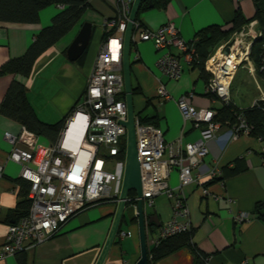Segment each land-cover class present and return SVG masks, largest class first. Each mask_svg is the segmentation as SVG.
<instances>
[{
	"label": "crops",
	"instance_id": "obj_1",
	"mask_svg": "<svg viewBox=\"0 0 264 264\" xmlns=\"http://www.w3.org/2000/svg\"><path fill=\"white\" fill-rule=\"evenodd\" d=\"M237 7L246 19H250L257 3L256 0H152L151 5L149 2L143 4L138 11L143 25L158 28L172 21L180 36L191 40L208 26L228 28ZM58 10L53 4L43 8L35 24L0 22V66L8 59L23 55ZM118 14L117 0H89V7L78 23L38 56L27 77L20 74L0 76V103L10 83L17 80L25 84L27 99L42 121L56 123L66 118L86 89L102 45L104 21L116 19ZM84 21L92 23L89 44L80 57L70 61L66 49ZM207 52L210 53L209 48ZM159 53L149 40L137 42L130 49L133 107L136 117L139 115L162 128L165 143L176 149L199 137L198 128L182 118L176 104L178 97L193 91L190 102L196 107L217 109L223 103L212 100L205 93L207 73L202 72L198 64L182 61L181 78L170 80L156 66ZM159 84L166 87L170 98L157 94ZM229 97L232 105L240 109L251 107L264 97V76L256 72L252 60L236 71ZM21 127L19 122L0 115V251L8 225L14 222L18 204L23 200L17 182L20 165L8 159L11 145L4 134H17ZM227 130L226 125L221 126L216 137L207 141L208 154L201 168L203 171L205 167L218 164L221 175L208 184L193 182L184 187L191 220L190 246L154 264H198L194 250L212 256V264H264V219L259 218L255 210L259 205L264 211V143L247 134L227 139ZM168 181L172 186L177 185L176 170L171 172ZM204 185L208 187V194L203 191ZM116 206V201L89 205L70 217L53 237L5 257L0 264H95L109 234ZM242 211L250 214L249 219L235 222L234 216ZM144 212L147 216L145 227L154 235L170 218L171 201L158 195L153 208H144ZM148 216L156 218L150 229ZM133 217L134 210L128 206L118 232L130 230L132 235L120 238L116 234L103 264H136L139 260V233Z\"/></svg>",
	"mask_w": 264,
	"mask_h": 264
},
{
	"label": "built area",
	"instance_id": "obj_2",
	"mask_svg": "<svg viewBox=\"0 0 264 264\" xmlns=\"http://www.w3.org/2000/svg\"><path fill=\"white\" fill-rule=\"evenodd\" d=\"M133 0H117L118 17L104 21L106 38L97 53L86 89L64 124L55 142L40 143V136L22 126L17 134L6 132L11 148L8 159L20 165L19 176L29 182L27 197L30 206L26 214L8 225L0 260L22 252L56 235L68 219L89 205L105 201H118L123 178L124 159L116 156L125 138L126 128L121 121L127 118V106L122 76L123 36ZM261 36L257 19L243 25L223 43L213 48L204 61L209 74L205 93L212 100L230 103L229 88L240 66L250 63L251 46ZM152 41L159 51L156 66L170 80L183 74L182 61L187 64L198 60L196 40H186L172 21L151 28L134 21L131 42ZM176 50V52L173 51ZM227 49V51H226ZM260 70H264L262 47ZM157 94L170 98L169 91L159 84ZM193 91L176 99L184 120H189L199 130L193 142L173 149L166 144L163 130L151 123H140L135 116L136 149L140 161L142 199L144 208H153L154 199L164 195L171 201V216L150 235L146 229L148 257L150 251L163 240L191 230L189 209L184 187L190 183L206 184L221 175L218 164L205 167L208 154L207 141L216 137L222 124L215 120V110L196 107L190 102ZM264 100V97L261 98ZM71 136H69V131ZM251 126L242 115L228 127L227 139L249 135ZM112 159L117 169L110 170ZM1 170V166H0ZM178 173V183L169 184L172 171ZM205 194L209 193L204 185ZM134 193L126 202L137 211ZM248 212H239L235 222L249 219ZM120 238L130 237V230H120ZM212 256L202 257V264H212Z\"/></svg>",
	"mask_w": 264,
	"mask_h": 264
},
{
	"label": "trees",
	"instance_id": "obj_3",
	"mask_svg": "<svg viewBox=\"0 0 264 264\" xmlns=\"http://www.w3.org/2000/svg\"><path fill=\"white\" fill-rule=\"evenodd\" d=\"M150 1L152 2V0ZM148 2L149 0H142L139 7H142L143 4L147 5ZM256 3H258V5L255 14L250 19H246L240 8L237 7L228 28L212 25L199 31L195 43L198 60L194 64H198L202 72L207 73L204 70V61L209 55L207 52L209 47H215V45L230 37L233 32L239 30L243 25L253 19H257L258 28L261 30V36L255 39L251 46L250 59L255 64L256 72L264 76V70H260V55L262 47H264V0H256ZM51 4L57 5L59 10L52 16L50 23L36 34L34 40L23 55L8 59L0 66V76L6 74H20L27 77L38 56L64 37L78 23L86 8L89 7V0H0V22L38 23L40 10ZM135 21L139 22L141 25L143 24L139 17V11ZM106 36L107 33L105 32L103 40ZM134 45L135 43L131 42V47H134ZM208 78L209 74L207 73V80ZM214 110L215 120L219 121L222 126L226 125L227 127L235 124L237 122V117L242 115L251 126L249 135L264 143V100L260 99L256 101L253 106L243 109L236 108L230 102L228 104H222L221 107ZM0 115L19 122L22 126L37 133L49 143L56 141L65 121V118L56 123L42 121L27 99V88L25 84L17 80H13L6 90L4 98L0 103ZM138 119L140 123H151L156 125L139 115ZM125 148L126 140L124 138L120 144L119 154L116 156L118 160L124 159ZM262 156H264V152H262ZM212 181H208L206 184ZM17 182L22 189L21 194L23 195V200L18 204V210L15 213L16 216L14 221L26 214L30 206V200L27 197L29 182L22 178H18ZM133 194V191L129 192V196ZM255 210L259 213L258 217L264 219V211H262L259 205H256ZM152 225L153 223L149 222L148 229H150ZM190 231L167 238L158 246L154 247L150 251L148 264H154L159 259L183 247H189L191 237ZM194 254L195 258L199 260L198 264H202V257L206 255H202L200 252H196V250H194Z\"/></svg>",
	"mask_w": 264,
	"mask_h": 264
},
{
	"label": "water",
	"instance_id": "obj_4",
	"mask_svg": "<svg viewBox=\"0 0 264 264\" xmlns=\"http://www.w3.org/2000/svg\"><path fill=\"white\" fill-rule=\"evenodd\" d=\"M141 1L142 0H133L129 13V19L123 36L121 67H122L125 101L127 106V118L126 120L121 121V124L126 128V148H125L122 184H121L120 195L117 201V206L109 234L95 264H103V261L118 232L122 216L124 215V210L129 206L126 200L130 191H133L139 198L137 200V211L136 213L134 212V217H133V219L135 218L137 221L140 250H141L140 258L136 264H148V250L146 246V229H145L147 216L144 212L142 199H140L142 194V183H141L140 161L136 149L135 112L133 107V88H132V79H131V71H130V49H131V37L133 32V23L138 13V9L141 4ZM149 4L151 5L150 0H149ZM91 34H92V23L90 21H84L80 26V29L78 30L77 34L75 35V37L73 38V40L66 49V56L68 60L74 61L84 53V51L86 50L89 44ZM211 50H212V46L209 47V52H211ZM148 221L155 223L156 218L152 216H148Z\"/></svg>",
	"mask_w": 264,
	"mask_h": 264
},
{
	"label": "rangeland",
	"instance_id": "obj_5",
	"mask_svg": "<svg viewBox=\"0 0 264 264\" xmlns=\"http://www.w3.org/2000/svg\"><path fill=\"white\" fill-rule=\"evenodd\" d=\"M39 141L42 144H48V142L45 139H43L42 137H40ZM109 169L113 170V171L117 169V160L116 159H112L110 161Z\"/></svg>",
	"mask_w": 264,
	"mask_h": 264
},
{
	"label": "bare ground",
	"instance_id": "obj_6",
	"mask_svg": "<svg viewBox=\"0 0 264 264\" xmlns=\"http://www.w3.org/2000/svg\"><path fill=\"white\" fill-rule=\"evenodd\" d=\"M71 131H72V129L69 131V136H71L72 134H71Z\"/></svg>",
	"mask_w": 264,
	"mask_h": 264
}]
</instances>
